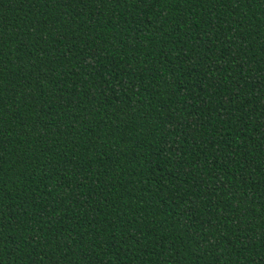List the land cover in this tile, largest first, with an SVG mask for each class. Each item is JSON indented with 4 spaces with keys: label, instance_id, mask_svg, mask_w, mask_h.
<instances>
[{
    "label": "trees",
    "instance_id": "obj_1",
    "mask_svg": "<svg viewBox=\"0 0 264 264\" xmlns=\"http://www.w3.org/2000/svg\"><path fill=\"white\" fill-rule=\"evenodd\" d=\"M0 264H264V0H0Z\"/></svg>",
    "mask_w": 264,
    "mask_h": 264
}]
</instances>
